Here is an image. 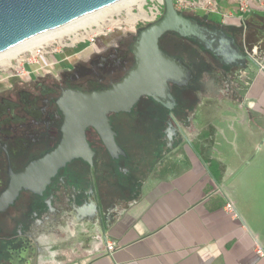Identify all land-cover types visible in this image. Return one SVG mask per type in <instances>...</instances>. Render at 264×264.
<instances>
[{"label": "flooded vegetation", "instance_id": "af4514ba", "mask_svg": "<svg viewBox=\"0 0 264 264\" xmlns=\"http://www.w3.org/2000/svg\"><path fill=\"white\" fill-rule=\"evenodd\" d=\"M182 14L213 40L208 45L174 30L159 36L161 51L181 67L169 82L172 96L146 92L118 111L90 103L140 67L141 35L151 23L110 32L66 66L0 86V263L14 258L7 252L13 229L15 243H26L23 220L35 228L41 215L103 209L111 195L147 188L182 143L193 146L192 124L204 127L214 104L222 111L223 102L241 99L254 67L250 58L256 60L248 29L195 11ZM217 36L234 39L231 46L249 56L246 68L224 63L215 53L224 46Z\"/></svg>", "mask_w": 264, "mask_h": 264}, {"label": "crops", "instance_id": "0c3cea01", "mask_svg": "<svg viewBox=\"0 0 264 264\" xmlns=\"http://www.w3.org/2000/svg\"><path fill=\"white\" fill-rule=\"evenodd\" d=\"M236 8L229 21L248 29L260 66L248 72L239 101L223 102L222 111L214 104L209 123L190 126L193 146L182 143L147 188L109 196L101 211L117 248L85 237L96 213L81 208L41 215L35 228L23 220L26 245L15 243L13 229L6 264H264L256 249H264V10L240 17Z\"/></svg>", "mask_w": 264, "mask_h": 264}, {"label": "water", "instance_id": "95a60500", "mask_svg": "<svg viewBox=\"0 0 264 264\" xmlns=\"http://www.w3.org/2000/svg\"><path fill=\"white\" fill-rule=\"evenodd\" d=\"M117 1L120 0H0V52L15 46V44L23 43L33 36L65 26L72 20L99 11ZM164 8L163 15L157 21L152 22L141 35L139 48L143 52V57L140 67L123 82L117 84L114 89L103 92L104 94L97 93L103 94L101 98H96V100L90 98V103L96 109L113 111L125 109L131 104L130 100L131 102L135 101L146 92L165 97L164 93L167 90L170 94L169 82L174 77L181 76V67L161 51L158 41L159 36L163 33L174 30L183 36L197 35L201 41H205L208 45L212 44L213 39H209L204 31L199 30L197 24L186 19L182 12L175 8L174 0H164ZM218 38L221 39V44L224 46L215 53L224 57L226 60L224 63L230 67L238 65L241 68H246L248 63L245 60L249 56L243 55L238 49L231 46L234 39L226 36ZM250 59L256 67L260 66L256 60ZM170 96L172 95L170 94ZM169 140L176 141L174 137H170ZM119 149L120 147L115 145V151ZM96 210L90 206H84L81 210L89 213L90 217L94 213L98 217L97 219L96 216L95 219L90 218V227L86 231L85 237H90L93 240L100 236L107 245L102 211L101 208ZM71 211H65V213L68 214ZM26 224L29 227L33 225L30 222Z\"/></svg>", "mask_w": 264, "mask_h": 264}, {"label": "rangeland", "instance_id": "374dc122", "mask_svg": "<svg viewBox=\"0 0 264 264\" xmlns=\"http://www.w3.org/2000/svg\"><path fill=\"white\" fill-rule=\"evenodd\" d=\"M153 2L155 3L154 5L157 6L158 0H144L142 6L134 4L130 7V10L128 8H109L107 9L108 11L106 10L102 13L103 16L101 14L100 20L95 24L102 25L106 29L111 28V32L135 28L141 25L140 20L147 14L149 10L148 7L154 8ZM218 2L226 13H229L231 10L230 8L236 7L235 0H218ZM197 11L201 13L205 10L198 8ZM231 21L228 19L226 22L230 24ZM84 46L85 45L76 42L72 33H70L58 37V39L48 44H44L41 48H36L34 52L20 53L17 55L18 57L11 60L9 64L0 65V86L7 85L17 78L25 77L29 75L30 72H33L32 74H34V72L42 73L46 70H52L54 67L59 69L66 66L69 61H73L76 56L83 53L81 50H83ZM89 48L90 47H87L84 51H87Z\"/></svg>", "mask_w": 264, "mask_h": 264}, {"label": "built area", "instance_id": "2783aa9c", "mask_svg": "<svg viewBox=\"0 0 264 264\" xmlns=\"http://www.w3.org/2000/svg\"><path fill=\"white\" fill-rule=\"evenodd\" d=\"M153 1V0H152ZM153 7H148L147 14L143 16V18L140 20L141 25L144 26V24L152 23L157 20L158 16L162 14L163 6H164V0H158L157 6L154 5ZM175 8H177L180 12H186V11H195L198 12L197 9H203L205 11H202V14H208L212 16L214 19L227 23L228 19L230 17H233L232 11H229V13H226L222 6H220L218 0H174ZM235 6H237L236 15H239L240 17L244 15V13L249 12L253 9L256 10H264V0H235ZM96 28V29H95ZM122 28V27H119ZM112 31L111 28H104L102 25L98 24H90L86 27L78 28L77 30L72 32L73 38L76 42H79L85 47H91L95 45L98 38L101 37V35H106ZM31 73V72H30ZM29 73V74H30ZM226 209L228 212L232 213L234 216L237 215L236 209L231 201H227L225 204ZM117 248L116 244L114 242L108 241L106 245L107 252L114 251ZM257 252L264 256V249H262L261 246L256 247Z\"/></svg>", "mask_w": 264, "mask_h": 264}, {"label": "bare ground", "instance_id": "6f19581e", "mask_svg": "<svg viewBox=\"0 0 264 264\" xmlns=\"http://www.w3.org/2000/svg\"><path fill=\"white\" fill-rule=\"evenodd\" d=\"M143 1L144 0H120L114 2V4L101 8L99 11L86 14V16L72 20V22L65 24V26L43 32V34L33 36L23 43L15 44V46H12L0 52V65L9 64L10 61L17 58V55H19L20 53L30 51L34 52L36 48H41L44 46V44H48L51 41L58 39V37L68 35L77 28L86 27L87 25L97 23V21L100 20L101 14L109 8H128L130 10V7L134 4L142 6Z\"/></svg>", "mask_w": 264, "mask_h": 264}]
</instances>
